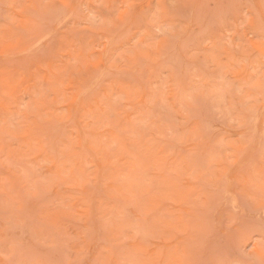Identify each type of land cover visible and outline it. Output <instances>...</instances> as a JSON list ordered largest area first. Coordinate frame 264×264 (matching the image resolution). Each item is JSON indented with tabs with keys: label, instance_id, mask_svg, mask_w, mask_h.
I'll return each mask as SVG.
<instances>
[{
	"label": "rangeland",
	"instance_id": "374dc122",
	"mask_svg": "<svg viewBox=\"0 0 264 264\" xmlns=\"http://www.w3.org/2000/svg\"><path fill=\"white\" fill-rule=\"evenodd\" d=\"M0 264H264V0H0Z\"/></svg>",
	"mask_w": 264,
	"mask_h": 264
}]
</instances>
